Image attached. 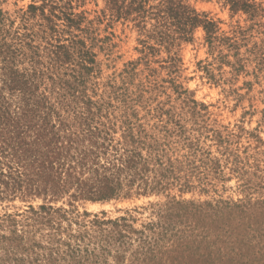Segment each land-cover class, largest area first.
<instances>
[{
  "label": "rangeland",
  "instance_id": "374dc122",
  "mask_svg": "<svg viewBox=\"0 0 264 264\" xmlns=\"http://www.w3.org/2000/svg\"><path fill=\"white\" fill-rule=\"evenodd\" d=\"M0 264H264V0H0Z\"/></svg>",
  "mask_w": 264,
  "mask_h": 264
},
{
  "label": "trees",
  "instance_id": "16d2710c",
  "mask_svg": "<svg viewBox=\"0 0 264 264\" xmlns=\"http://www.w3.org/2000/svg\"><path fill=\"white\" fill-rule=\"evenodd\" d=\"M103 188H99V189H96V190H93V191H89L90 193H95V194H99L100 196H105V195H113L114 193V190L113 189H110L108 188V190H103ZM107 193V194H105Z\"/></svg>",
  "mask_w": 264,
  "mask_h": 264
}]
</instances>
